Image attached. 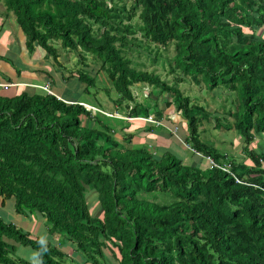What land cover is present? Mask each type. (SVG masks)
Segmentation results:
<instances>
[{"label": "trees", "instance_id": "16d2710c", "mask_svg": "<svg viewBox=\"0 0 264 264\" xmlns=\"http://www.w3.org/2000/svg\"><path fill=\"white\" fill-rule=\"evenodd\" d=\"M0 5L20 27L22 58L43 55L46 84L55 93L33 88L0 96L3 204L14 202L23 217H43L50 234L74 245L85 264H264V0ZM152 45L158 54L175 47L170 67L181 73L176 82L140 70L131 59L136 47L153 51ZM61 51L75 53L86 67L91 56L99 72L68 71ZM0 61L18 79L26 69L16 67L12 55H0ZM1 78L13 81L4 73ZM188 81L202 87L225 116L186 96L180 83ZM66 85H76L79 98L64 95ZM138 85L151 88L143 101L133 92ZM100 87L111 99L114 93L124 119L84 106L106 112L101 103L80 99ZM217 95L228 96L227 106L216 102ZM172 107L179 121L165 115ZM137 121L145 128L130 132ZM212 124L242 139L241 160L204 137L202 128ZM176 126L182 144L160 147L176 138ZM142 131L158 145L135 144ZM209 159L257 187L238 184L216 166L204 168ZM89 194L102 218L93 216ZM12 239L35 250L41 264H65L56 246L0 218L2 264H30L13 256L16 247L6 241Z\"/></svg>", "mask_w": 264, "mask_h": 264}, {"label": "rangeland", "instance_id": "374dc122", "mask_svg": "<svg viewBox=\"0 0 264 264\" xmlns=\"http://www.w3.org/2000/svg\"><path fill=\"white\" fill-rule=\"evenodd\" d=\"M0 8L3 9L2 6H0ZM4 28H6V26L3 25V28L1 27V29H0V38L4 35L5 32H7V30ZM136 37L139 39H142V40L144 39L141 36V34H139V33L136 35ZM144 42H145V40H144ZM10 44H13V42H10ZM12 47L16 49L17 44H16V47H15V45H13ZM17 49L19 50V48H17ZM152 50L153 51H148L144 47L143 48L136 47V49H134V51L130 52V57L134 61V63L139 67L140 70H145V71H149V72L155 71L157 74L161 75L163 80L169 82L170 84L176 82L178 80V77L181 75V73L179 71L175 74L172 73L171 67H170V61L172 60L173 56L176 53L175 47L172 45L168 51L161 49V52L158 54V52L156 50V46L152 45ZM61 53H63V55H64V57H62L61 60L67 66L68 71H73L72 73H79L78 72L79 70L86 69L87 71L90 72V75L96 76L100 70V65L98 63L97 64L94 63L91 56H89L87 58V62H86L87 67H86V66H82V64L78 65L79 59L75 53L72 52L71 54H68V52H65V51H61ZM34 57L36 59H42L43 60V55H41L39 52H37ZM42 68H44V67H42ZM67 75L70 76L69 74H67ZM82 87L84 88L85 85H83ZM180 87L183 90L184 94L186 96L192 97L195 102H198L202 105L209 103V105H210L209 110L213 114H216L217 116H220V117L225 116V115H223L222 109L218 110L216 107V104L214 102H212L211 97L208 94H206L203 91L202 87L197 85L194 81H188V82L180 83ZM66 89H69L70 91H67ZM99 89L101 91L98 90V92H96V90H92V92L90 94H87L84 96L81 95L80 99L83 101L89 102V103H91V101L94 103L95 102L101 103L106 108V112L114 113L116 116L119 115V113L116 112V105L114 104V101H113V99L116 98L114 93H112L111 96L113 99H111L106 93L102 92V90H103L102 87H100ZM78 91L79 90H78L76 85H73L72 87L66 85L65 90H64V95H66L68 98H74V97L79 98V96L76 94V93H78ZM150 91H151V88L145 87L143 85H138V86L133 88V92L135 93L136 98L140 101H143L145 98H147ZM227 97H228L227 95L223 98L222 97L219 98V96H218L216 98V102L218 104L224 103V106H227V103H226ZM233 100H235V98L231 99V101H233ZM164 107H165V105L162 104L161 108H164ZM217 110H218V112H217ZM165 115H173L176 117V120L179 121V117H180L179 112H177L173 107L166 109ZM167 126H171V125L169 123H167ZM213 126H214V124H212V126H207V128H202V130L205 131V133L203 134L204 137L208 140H211L214 143V145L218 149H220L221 151L233 152L236 155V157L238 158V160H241L242 157L240 156V154H242L241 153V150L243 148L242 145H245V143L242 141V139H240L237 136L236 132H234V131L229 132V131H226L225 129L217 130L216 128H213ZM139 128H142V129L145 128V125L143 123H141V121L134 122L132 124L131 128L129 129V131L130 132H137ZM177 128L179 129L180 126H176V127L172 128V134L176 138L174 137L175 139L173 141H166V140L162 141L159 144L160 147H164V148H167L168 146L172 147L173 142L176 145L181 143L180 140H178L179 131ZM148 134L149 133L142 131L139 134V138L135 141V144H139V143L142 144V143H148L149 142V143L157 146L158 143H156L155 141L151 142L152 140L150 138H147ZM256 146H257L256 144H253L252 148L254 149V148H256ZM184 147L186 148L187 146L184 145ZM260 150L264 151V147H262ZM178 155L181 156L180 154H178ZM250 161L251 160H249L248 158H245V162H247L246 165H249L251 163ZM88 204L91 207V212H92L93 216H99L101 218L103 217L102 213L100 212V206H99L95 196L90 195V197L88 199ZM47 237L49 240L48 234H47ZM25 249H27V250H25ZM33 252H36V251L30 247L22 246V248H20L18 250L17 254L20 256H25L26 258H29L28 255L32 254ZM69 264H72V263L69 262Z\"/></svg>", "mask_w": 264, "mask_h": 264}, {"label": "crops", "instance_id": "0c3cea01", "mask_svg": "<svg viewBox=\"0 0 264 264\" xmlns=\"http://www.w3.org/2000/svg\"><path fill=\"white\" fill-rule=\"evenodd\" d=\"M3 25L6 26L4 29H6L7 32H5L0 38V55L3 57L12 55L17 65L16 67L22 69L23 66H25L26 69H24L21 78L18 79L15 75V70H13L5 61H0V72L13 78L12 83L8 84L5 80H3V78H1L2 73H0V85H10L8 87H0V96L14 97L21 94L25 90L31 91L33 88L36 90L37 86L45 85L48 79L46 73L49 70L46 63L42 59H36L35 57L30 61H26L25 58H22L23 50L22 40L20 39V27L16 23L14 16H7L6 10L0 8V29L1 27L3 28ZM10 42H13V44H10ZM16 44L19 50L12 47L13 45L16 47ZM204 168H206V165ZM3 202V197L0 195L1 219L7 223H12L26 232H29L35 239H42V241L56 246L65 254V264H69V262L72 264H85L83 258L77 253L74 245L69 242L61 243V236L58 234L51 235L50 232H48L49 229L47 227L46 220L43 217L32 216L31 218H27L17 215L15 212L14 202L8 201L5 204H3ZM47 234L49 235V240ZM6 241L16 247V253L13 256L17 257L21 263L41 264V260L37 252L29 254V258L20 256L17 253L18 250L22 248V245H19L20 243L13 239Z\"/></svg>", "mask_w": 264, "mask_h": 264}, {"label": "clouds", "instance_id": "9594fccd", "mask_svg": "<svg viewBox=\"0 0 264 264\" xmlns=\"http://www.w3.org/2000/svg\"><path fill=\"white\" fill-rule=\"evenodd\" d=\"M8 86H10V85H0V87H8ZM47 86H49L50 87V89H51V86L49 85V84H45V85H41V86H37L36 88L37 89H41V90H43V88H45V87H47ZM43 91H45V90H43ZM52 91V90H51ZM46 92V91H45ZM53 92V91H52ZM49 95H51V94H49ZM52 95H55V93L53 92V94ZM59 98V97H58ZM59 99H61V98H59ZM84 105V104H83ZM84 106H86V107H88L89 109H91V110H94V111H98V112H102L103 114H105L106 116H109V117H112V116H114V117H117V118H120V119H124V118H122V116L119 114V115H115L114 113H112V116L111 115H109V113L108 112H105V111H102V110H99V109H97V108H94V107H92V106H89V105H84ZM206 163V162H205ZM210 165V162H207L206 163V166L208 167ZM217 165H219V164H217ZM221 166V165H220ZM222 166H224V165H222ZM234 174V173H233ZM234 176L236 177V175L234 174ZM233 176V177H234ZM234 177V178H235ZM235 180H236V182L238 183V184H242V185H248V186H255V185H250V184H248V183H246V182H243L242 180H240L239 178H235ZM240 181V182H239ZM255 187H257V186H255ZM46 243V242H45Z\"/></svg>", "mask_w": 264, "mask_h": 264}, {"label": "built area", "instance_id": "2783aa9c", "mask_svg": "<svg viewBox=\"0 0 264 264\" xmlns=\"http://www.w3.org/2000/svg\"><path fill=\"white\" fill-rule=\"evenodd\" d=\"M43 90H45L48 94H51V95L53 94V92L51 91L49 86L43 88ZM209 162H210V165L216 166L217 168L221 169L222 171L234 176V174L230 171L229 167H227L226 165H224V166L217 165V164L214 163V161L212 159H209Z\"/></svg>", "mask_w": 264, "mask_h": 264}]
</instances>
